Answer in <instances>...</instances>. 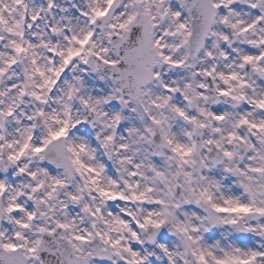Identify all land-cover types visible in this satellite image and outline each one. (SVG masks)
Segmentation results:
<instances>
[{
  "label": "snow or ice",
  "instance_id": "obj_1",
  "mask_svg": "<svg viewBox=\"0 0 264 264\" xmlns=\"http://www.w3.org/2000/svg\"><path fill=\"white\" fill-rule=\"evenodd\" d=\"M0 264H264V0H0Z\"/></svg>",
  "mask_w": 264,
  "mask_h": 264
}]
</instances>
